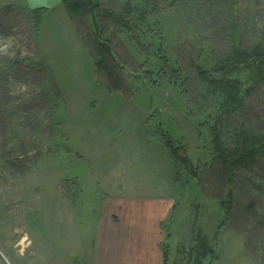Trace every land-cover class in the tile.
Segmentation results:
<instances>
[{"label":"rangeland","instance_id":"obj_1","mask_svg":"<svg viewBox=\"0 0 264 264\" xmlns=\"http://www.w3.org/2000/svg\"><path fill=\"white\" fill-rule=\"evenodd\" d=\"M188 1L157 13L172 59L180 45L228 51L235 24L246 26L243 46L264 41V0ZM37 6L49 9L36 31L29 7ZM125 42L119 56L141 70ZM136 83L131 94L109 91L63 0H0V264H94L101 203L120 176L131 192L174 181L166 264H198L189 256L199 230L220 255L202 264H264V194L238 181L225 217L228 185L203 146L204 117L190 112L180 82ZM236 118L264 133V80ZM164 135L188 163L175 162Z\"/></svg>","mask_w":264,"mask_h":264},{"label":"trees","instance_id":"obj_2","mask_svg":"<svg viewBox=\"0 0 264 264\" xmlns=\"http://www.w3.org/2000/svg\"><path fill=\"white\" fill-rule=\"evenodd\" d=\"M187 1L63 0V4L87 40L95 68L103 75L109 91L131 94L140 89L136 81L150 78L157 83L158 75L181 83L190 112L204 117L199 124L203 146L220 163L226 178L228 187L221 203L225 217L230 219L232 193L238 181H246L264 194V169L258 170L264 155V133L239 124L236 118L246 104V96L264 80V41L255 40L250 46H243L241 40L246 26L234 23L228 51L220 52L211 41L193 50L180 45L176 48V58L172 59L157 13L166 4L171 6ZM29 9L37 31L49 8ZM124 39L125 44L136 48L140 54L141 70H134L135 66L119 56L118 49ZM163 143L175 162L190 161L179 154L182 145L175 144L165 135ZM169 237L168 232L167 239ZM196 239L193 256L189 259L194 258L196 263L202 264L208 255H211V263L220 258L218 249L200 230ZM160 245L166 264L169 244L162 241Z\"/></svg>","mask_w":264,"mask_h":264},{"label":"crops","instance_id":"obj_3","mask_svg":"<svg viewBox=\"0 0 264 264\" xmlns=\"http://www.w3.org/2000/svg\"><path fill=\"white\" fill-rule=\"evenodd\" d=\"M120 179L121 176L115 191L113 186L107 187L106 192L111 195L101 203L94 264H147L149 254L154 264H164L160 243L165 238L164 223L176 203L174 181L168 180L149 191L136 188L131 192L124 179Z\"/></svg>","mask_w":264,"mask_h":264}]
</instances>
